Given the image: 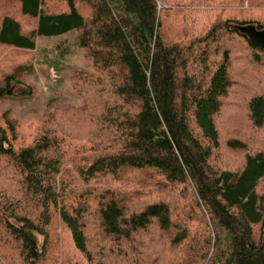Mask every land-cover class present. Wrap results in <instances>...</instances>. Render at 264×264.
I'll list each match as a JSON object with an SVG mask.
<instances>
[{
  "label": "trees",
  "instance_id": "trees-1",
  "mask_svg": "<svg viewBox=\"0 0 264 264\" xmlns=\"http://www.w3.org/2000/svg\"><path fill=\"white\" fill-rule=\"evenodd\" d=\"M15 1L34 27L25 31L15 17L1 14L0 46L34 51L37 38L76 31L96 73L73 78L100 96L85 112L98 126L71 170L65 168V141L49 124L53 119L30 144L18 145L15 123L0 116V172L17 188L0 190L1 243L7 237L24 264H40L59 222L90 264H108L109 253L129 259L142 246L136 238L150 230L164 234L172 249L187 246L196 264H264V150L250 152L235 138L226 146L241 153V164L213 165L221 145L216 120L235 85V47L243 46L255 65L264 64V48L237 30L264 25L232 14L249 0H198L209 23L194 18L199 33L171 44L161 31L162 0ZM51 2L66 11L48 12ZM26 70L3 76L0 100ZM246 109L252 128L263 131L264 91L250 97ZM151 188L152 195L145 193ZM177 198L193 211L178 214ZM195 213L199 239L187 223Z\"/></svg>",
  "mask_w": 264,
  "mask_h": 264
},
{
  "label": "rangeland",
  "instance_id": "rangeland-1",
  "mask_svg": "<svg viewBox=\"0 0 264 264\" xmlns=\"http://www.w3.org/2000/svg\"><path fill=\"white\" fill-rule=\"evenodd\" d=\"M200 1L204 3L205 0ZM197 2L198 0L158 2L159 11H163L160 17L161 31L168 44L184 41L186 36L189 38L197 35L200 28L195 27L194 18L201 26L209 23L211 15L204 18L199 12L207 8L196 6ZM257 2L258 0H249L242 10L236 8L232 14L264 25V6L258 5ZM214 9L211 8V10ZM80 10L85 15L90 14V9L86 6L81 5ZM47 11L65 12L66 6L51 2L47 5ZM5 13L15 17L24 26L25 31H31L34 27L33 21H28L20 15L15 0H0V15ZM235 48L231 70L235 85L229 97L225 99L222 112L216 120L221 135V145L214 151L213 165L222 169H236L241 164V153L231 151L226 146V143L235 138L245 142L250 152L264 150V130L256 131L252 128L246 109L249 98L264 91V64L258 66L249 61L243 46ZM19 67H25L27 70L21 73L16 82L11 83L9 96L0 100V116L7 115L15 123L18 145L30 144L38 134L47 129L49 124L53 125L52 131L54 130L57 136L65 141L63 146V152L66 155L65 168L71 170L73 168L71 161L81 159L84 151L82 147L87 149L90 146L91 141L88 140V136L98 126L96 124L98 120L91 119L85 112L92 100L99 99L100 94L93 85L73 78L76 72H85L90 75L96 73L91 59L80 47L77 32L72 31L58 37L37 38L34 51L0 46V85L4 75L18 70ZM51 119L53 120L47 124V121ZM11 178L7 172H0L1 191L17 190L10 181ZM127 185L123 183L119 188L124 189ZM132 188L134 185L130 183L127 192L131 193ZM154 191V188L146 189L145 193L152 195ZM139 197L137 196L136 199ZM173 201V207L177 209L178 214L185 216L193 211L190 207L184 209L182 205L185 204L184 200L177 198ZM193 217L194 221L187 223L192 225V236L199 239L201 232L197 230L199 228L201 230V227L196 213ZM6 241H8L7 237L2 240V243L0 241V264H24L19 253L14 250V246ZM136 242L142 246L136 245L137 252L130 253L129 259L123 260L118 255L109 253L107 263L188 264L190 262L189 264H196L185 252L187 246L172 249L166 236L157 230H150L147 234L140 235L136 238ZM94 259V261L101 260L98 257ZM40 264L90 263L84 255L74 249L68 231L57 222L50 229L48 254Z\"/></svg>",
  "mask_w": 264,
  "mask_h": 264
},
{
  "label": "water",
  "instance_id": "water-1",
  "mask_svg": "<svg viewBox=\"0 0 264 264\" xmlns=\"http://www.w3.org/2000/svg\"><path fill=\"white\" fill-rule=\"evenodd\" d=\"M237 30L247 36L253 45L264 48V30H258L254 25L237 27Z\"/></svg>",
  "mask_w": 264,
  "mask_h": 264
}]
</instances>
